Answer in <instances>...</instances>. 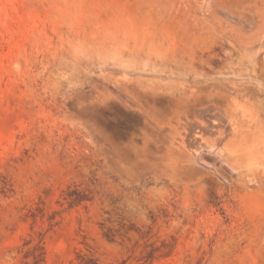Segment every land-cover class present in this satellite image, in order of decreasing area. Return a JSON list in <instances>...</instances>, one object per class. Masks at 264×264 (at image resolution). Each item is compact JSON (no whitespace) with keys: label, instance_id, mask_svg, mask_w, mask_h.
<instances>
[{"label":"rangeland","instance_id":"rangeland-1","mask_svg":"<svg viewBox=\"0 0 264 264\" xmlns=\"http://www.w3.org/2000/svg\"><path fill=\"white\" fill-rule=\"evenodd\" d=\"M126 82L263 109L264 0H0V264H264V164L173 167Z\"/></svg>","mask_w":264,"mask_h":264},{"label":"bare ground","instance_id":"bare-ground-1","mask_svg":"<svg viewBox=\"0 0 264 264\" xmlns=\"http://www.w3.org/2000/svg\"><path fill=\"white\" fill-rule=\"evenodd\" d=\"M126 83L121 89L127 103L141 111L146 123L171 142L167 149L175 154V159L171 160L173 167H189L187 164L193 161L199 138L206 140L209 146H218L223 160L248 168L247 173L254 170L255 164H264V108L245 91V86L227 84L208 94L204 88L185 87L179 93L173 90L169 98L178 104L168 115L167 110L151 103L152 98L160 95L157 87L145 85L144 89L136 91ZM206 161L213 162L210 157H206ZM243 173L238 171V174Z\"/></svg>","mask_w":264,"mask_h":264}]
</instances>
